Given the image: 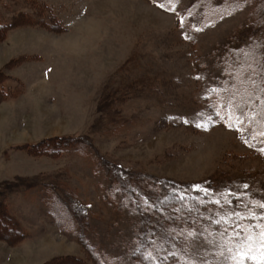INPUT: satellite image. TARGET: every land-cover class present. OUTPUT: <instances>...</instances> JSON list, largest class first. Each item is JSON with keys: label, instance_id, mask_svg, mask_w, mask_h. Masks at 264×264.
<instances>
[{"label": "rangeland", "instance_id": "374dc122", "mask_svg": "<svg viewBox=\"0 0 264 264\" xmlns=\"http://www.w3.org/2000/svg\"><path fill=\"white\" fill-rule=\"evenodd\" d=\"M0 22V206L25 233L0 264H95L80 235L102 264H264V0H0Z\"/></svg>", "mask_w": 264, "mask_h": 264}, {"label": "trees", "instance_id": "16d2710c", "mask_svg": "<svg viewBox=\"0 0 264 264\" xmlns=\"http://www.w3.org/2000/svg\"><path fill=\"white\" fill-rule=\"evenodd\" d=\"M17 22V25H21L22 24V22L23 21H21L20 22V20H18V21H16ZM16 22L15 23H11V24H5V23H1L0 22V39L1 38H3L4 37V34H6V32L9 30V28H11V27H13V26H16ZM38 23H36L35 24V26H38L37 25ZM17 62V61H16ZM5 78H7V74H6V72L2 69L1 71H0V100H2V99H5L6 97H9V93L8 92H6L7 90H8V88H6L5 87V85H4V82H3V80L5 79ZM3 79V80H2ZM17 83L15 84V86H11L12 88H13V91L16 93V90H17ZM29 149L31 150V149H33L32 150V152H34V153H40L41 152V150L43 149V146H29ZM47 151H49V148L47 149V150H45V152H47ZM44 152V151H43ZM52 153V152H51ZM179 187H181V189L179 188ZM179 187H171V188H169V189H167L166 187H165V190H161L160 191V193L161 194H159V195H164V194H167L166 195V198H171V199H174V197H178V198H181V199H178V200H176V199H174V200H176V202L177 201H181L183 198H184V196L186 195L185 194V192H186V190H185V188H184V186H179ZM179 188V189H178ZM153 194H156L155 192H153ZM155 198L157 197V200H156V202L157 203H153L152 202V204H151V207L154 205L155 207L157 206V211L160 209V208H158V204H160L161 203V201L163 200V199H161L160 200V197L157 195V196H154ZM159 197V198H158ZM162 198H164V197H162ZM149 200L150 201H152V198H150V196H149ZM167 200V199H166ZM165 200V201H166ZM173 200H171V202H172ZM158 202H160V203H158ZM166 202H169V201H166ZM171 202H169V203H171ZM168 203V204H169ZM161 205V204H160ZM144 206H147V205H145L144 204ZM1 208H0V215L3 217V220L2 221H0V232H2V233H6V234H2V233H0V238H2V239H4V240H6L7 242H9L10 244L11 243H15V242H18L20 239H22L24 236H25V233L20 229V228H18V226H15L14 225V221H13V219L7 214V212H6V210L4 211L3 210V207L2 206H0ZM64 208L66 207V206H63ZM145 208V207H144ZM65 210V209H64ZM67 210V209H66ZM65 210V212L67 213V211ZM69 213V212H68ZM65 219H67V220H69V219H71V216L68 214L67 216H65ZM173 227V226H172ZM2 229V230H1ZM81 236H83V235H80V237H79V243L83 246V248H84V250H85V252L89 255V258L92 260V261H94V263L95 264H102L101 263V260H100V258L97 256V254L95 255V252H94V254L91 252V251H95V248L93 247L92 248V245H90L88 242H87V240H82L81 239ZM153 241H154V239L153 238H145V240H144V242H142V246H141V249H144V251H153L154 253L155 252H157L158 251V248H157V246H155L154 244H153ZM151 242V243H150ZM148 243L150 244L149 246H148ZM146 244H147V246H146ZM146 246V247H145ZM146 248V249H145ZM144 251H142V253L144 252ZM141 252V251H140ZM97 253V252H96ZM73 257H68L67 259H66V262H68V263H72V264H77V260H75V258H73ZM165 259V255L164 254H159V255H153V256H151V255H149L148 257H146L145 258V260H144V264H163L164 263V260ZM156 262H155V261Z\"/></svg>", "mask_w": 264, "mask_h": 264}, {"label": "snow or ice", "instance_id": "6c2138e0", "mask_svg": "<svg viewBox=\"0 0 264 264\" xmlns=\"http://www.w3.org/2000/svg\"><path fill=\"white\" fill-rule=\"evenodd\" d=\"M198 126H200V125H198ZM246 187V186H245Z\"/></svg>", "mask_w": 264, "mask_h": 264}]
</instances>
